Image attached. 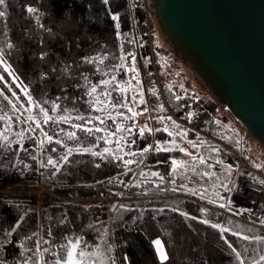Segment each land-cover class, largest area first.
<instances>
[{
	"label": "trees",
	"instance_id": "1",
	"mask_svg": "<svg viewBox=\"0 0 264 264\" xmlns=\"http://www.w3.org/2000/svg\"><path fill=\"white\" fill-rule=\"evenodd\" d=\"M0 12V118L9 121L0 131L8 191L0 199V264H56L79 237L91 258L107 242L109 264H264L256 230L210 222L206 206L227 203L231 173L226 151L197 131L231 148L240 137L209 91L180 96L175 74L163 87L168 110L157 113L174 118L155 140L180 136L201 157L171 148L84 152L105 149L116 133L111 114L128 106L136 60L152 69L154 58L161 71L172 63L160 35H148L153 0H5ZM105 200L117 207L98 221L86 203Z\"/></svg>",
	"mask_w": 264,
	"mask_h": 264
},
{
	"label": "water",
	"instance_id": "2",
	"mask_svg": "<svg viewBox=\"0 0 264 264\" xmlns=\"http://www.w3.org/2000/svg\"><path fill=\"white\" fill-rule=\"evenodd\" d=\"M153 6L172 49L264 148V0H153ZM73 245L79 253L82 239L70 241L68 253Z\"/></svg>",
	"mask_w": 264,
	"mask_h": 264
},
{
	"label": "rangeland",
	"instance_id": "3",
	"mask_svg": "<svg viewBox=\"0 0 264 264\" xmlns=\"http://www.w3.org/2000/svg\"><path fill=\"white\" fill-rule=\"evenodd\" d=\"M148 18V26L149 31L155 30L157 31L156 34L161 35V28L158 22V19L155 14H147ZM149 35V32H148ZM154 35V34H153ZM163 38V36L161 37ZM164 41V38L162 39ZM165 47L168 51L172 50V47L169 46L165 41L163 42ZM179 64V73L178 76L181 78H176L172 83L171 87L174 89H178L180 96H188L190 95L193 90H183V80H191L194 90L205 94L208 92V89L204 86V84L200 81L199 78L192 80L190 79L189 72L191 71L190 66L185 63L182 59L180 60ZM135 73L128 74V79L130 82L129 86V98H128V106L125 108H118L115 109L113 114L114 118L119 119L117 122L118 129L115 132H112L110 135V139L108 140L107 147L105 149L100 148H88L85 149L84 152L89 153H112L114 155H125L131 154L138 150L140 151H155V150H169L177 149L181 150L185 153L192 154L195 157H201V152L199 151V147L196 145L195 142H188L182 139L180 136H174L173 141L168 143H163L160 141L155 140V134L160 131H169L167 127V121L173 119V115L169 114L167 116H159L157 113L165 108L168 110V107L164 104L161 99V95L158 90L148 87V92L151 96L155 98L154 102L151 103V106L147 105L146 100V90L143 85V81L139 80V76L142 74V64L140 60H136L134 65ZM225 110V109H224ZM116 116V117H115ZM224 118L230 124V129L235 133L237 127L239 128L242 125L228 112L224 111ZM239 126H238V125ZM237 125V127H236ZM82 128L85 129H93L91 125H80ZM242 127V126H241ZM9 128V121L6 118H0V131L5 133ZM35 135L42 140V136L35 132ZM240 137V136H239ZM239 145L238 147H232L240 156H243L244 159H252L254 163H257L258 166L264 165V148L261 144L254 139L252 136H247L245 133L239 138ZM201 143L206 144L205 140H200ZM223 155V154H222ZM224 160L227 159V156L223 155ZM233 157H230V159ZM247 161V160H246ZM248 162V161H247ZM180 165V163H177ZM42 192V191H41ZM41 198V197H40ZM86 206L90 208V210L96 215L98 221H107L112 216V211L116 210V203H104L100 202H87ZM41 208V206H40ZM41 219H42V213ZM162 246L163 251L166 253V249L164 247L163 241L158 239ZM156 247V245H155ZM157 249V247H156ZM82 250V249H81ZM80 250V251H81ZM109 245L107 242H102L101 246L99 247L98 251L96 252V261L99 264H109ZM85 255L80 257L83 260L89 258L90 254L87 251H83ZM158 252V251H157ZM160 257V253L158 252ZM168 258V255H167ZM147 261V260H146ZM165 261V260H164ZM149 264V263H148Z\"/></svg>",
	"mask_w": 264,
	"mask_h": 264
},
{
	"label": "built area",
	"instance_id": "4",
	"mask_svg": "<svg viewBox=\"0 0 264 264\" xmlns=\"http://www.w3.org/2000/svg\"><path fill=\"white\" fill-rule=\"evenodd\" d=\"M156 33L157 31L150 30L149 37L151 38ZM160 34H162L161 37L163 36L164 41L169 45L163 32ZM168 55L172 63H169L165 70L161 71L157 67L154 58L152 69L143 68L142 70L141 80L146 90L148 106H151V103L155 100L147 90L149 86L159 91L161 98L167 106L163 87L173 79L175 74L178 75V66L181 62L180 60L183 59L173 49L168 52ZM190 69V79L195 80L199 78L191 67ZM183 88L185 90H194L191 80H183ZM236 132L240 137L243 133L246 135V129L243 125H240L239 128L237 127ZM197 133L226 151L227 159L225 162L228 164L231 173L228 192L223 194V198L227 199V203L223 206H206L213 212L210 222L221 229H225L230 222L235 221L251 227L257 231L259 237L264 238V165H250L243 156L235 153L229 146L207 134L198 131ZM230 157H233V160ZM4 186L5 179L0 177L1 200H5V196L8 194V191L3 189ZM105 202L109 203V200H105Z\"/></svg>",
	"mask_w": 264,
	"mask_h": 264
},
{
	"label": "snow or ice",
	"instance_id": "5",
	"mask_svg": "<svg viewBox=\"0 0 264 264\" xmlns=\"http://www.w3.org/2000/svg\"><path fill=\"white\" fill-rule=\"evenodd\" d=\"M105 2L107 3V0H105ZM4 3H5V0H0V5H3ZM28 11L34 12L35 9L29 8ZM4 15H5L4 12H0V17H2ZM113 18L117 19V17H113ZM0 63H3V61L0 60ZM0 79H2V77H0ZM49 139H51V137H49ZM201 162L203 163V161H201ZM49 163H51V161H49ZM221 206H223V205H221ZM214 227H215V225H214ZM242 238L247 239V237H242ZM154 244L157 247V251L160 253L161 261L166 260L167 255L163 251V246H162L161 242L159 240H156V241H154ZM75 248H76V245H73V250L68 253L67 260L65 261V264H83V261L79 258L83 257L85 255V253L83 252V250H81L79 253H76ZM237 255H239V254L237 253ZM260 260L264 261V256H261ZM56 264H60V261H57Z\"/></svg>",
	"mask_w": 264,
	"mask_h": 264
},
{
	"label": "flooded vegetation",
	"instance_id": "6",
	"mask_svg": "<svg viewBox=\"0 0 264 264\" xmlns=\"http://www.w3.org/2000/svg\"><path fill=\"white\" fill-rule=\"evenodd\" d=\"M85 261V264H99V263H97V261H96V257H89V258H87L86 260H84Z\"/></svg>",
	"mask_w": 264,
	"mask_h": 264
}]
</instances>
